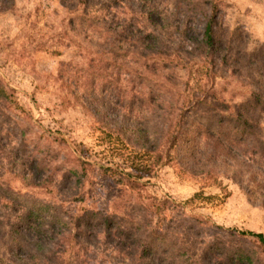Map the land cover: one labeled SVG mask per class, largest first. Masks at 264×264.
Instances as JSON below:
<instances>
[{
  "label": "rangeland",
  "instance_id": "374dc122",
  "mask_svg": "<svg viewBox=\"0 0 264 264\" xmlns=\"http://www.w3.org/2000/svg\"><path fill=\"white\" fill-rule=\"evenodd\" d=\"M216 3L214 31L232 55L199 75V89L183 66L201 63L188 42L164 38L163 52L179 59H146L140 48L115 37L114 23H101L106 11L97 0L86 10L76 0H0V184L55 201L68 213L100 209L137 218L144 231L191 245L196 258L207 243L221 239L264 264L259 242L231 229L264 235V106L254 112L252 134L229 154L219 152L216 136L206 133L181 139L158 164L149 152L203 89L207 104L230 108L255 89L248 74L257 77L264 59H247L264 52V0ZM174 5L157 2L170 17L178 11ZM202 22L191 19L189 25L197 31ZM234 50L241 52L236 62ZM139 75L159 86L150 89ZM152 93L166 99L168 110L154 108ZM224 108L219 105L218 112ZM186 117L195 120L192 111ZM145 138L151 147L143 145ZM79 153L90 163L80 180L65 178ZM36 162L43 166L35 168ZM29 175L42 184H28ZM5 244L2 237L0 264L8 263ZM77 258L82 264H126L99 243L79 250Z\"/></svg>",
  "mask_w": 264,
  "mask_h": 264
},
{
  "label": "trees",
  "instance_id": "16d2710c",
  "mask_svg": "<svg viewBox=\"0 0 264 264\" xmlns=\"http://www.w3.org/2000/svg\"><path fill=\"white\" fill-rule=\"evenodd\" d=\"M91 1L76 0V4L86 10ZM158 1L163 0H97L100 10L106 11L100 21L105 24L114 23L112 33L115 37L121 38L123 42H131L134 48L144 51V54L139 51L140 55L151 61L158 58L163 62L179 59L175 53L171 54L173 56L171 57L163 52L164 38L172 40L173 36H177V45L188 42L191 46L190 53H196L201 63H193L189 60L184 61L183 66H189L188 75L191 76L194 86L201 89L199 75L206 73L215 61L224 64L232 55L230 45L214 31L218 25L216 0H172L175 4L174 8L178 9L172 17L157 7ZM197 18L203 19V22L202 28L195 31L189 25V21ZM240 53L234 50V62L241 57ZM251 53L248 57H253V60L248 58V63L264 59L262 50ZM145 67H149L147 62ZM203 67H207L206 71ZM256 72L257 77L248 74L255 89L249 93L246 101L232 108L223 102L207 104L208 96L204 92L205 89L202 98L194 95L195 104L180 108L176 122H168L172 126L169 131H165L164 138H159L149 149V152L153 153L154 163L158 164L163 157L170 158V151L177 150L176 146L181 139L187 140L189 135L198 136L201 133L216 136L214 146L222 154H229L235 150L233 146L250 136L257 127L254 112L258 107L264 106V63L257 67ZM139 78L143 79L150 89L159 86L157 83H152L145 75H139ZM145 82L142 83L146 85ZM156 90L158 89L152 91ZM151 100L155 103V109L168 110L165 105L166 99L152 93ZM221 104L226 109H220L222 111L218 112L217 107ZM196 105L202 106V109ZM185 107L189 108H186V112V109H183ZM188 111H192L195 120L187 122ZM126 129L127 127L121 126L120 131L123 130L127 134ZM59 140L67 143L63 137ZM148 141V138L143 139L145 147ZM147 146L151 147V144ZM74 161L75 166L68 167L63 175L65 178L73 175L76 180H80L90 161L85 154L80 153ZM42 166L40 162L34 164L35 168ZM27 182L32 186L42 184L39 179L36 181V177L30 175ZM0 198L3 200L0 204V239L5 237L6 252L9 255L8 263L5 264H82L77 258L79 250L86 249L93 243L110 247L126 264H257L258 262L248 253L228 245L221 239L207 243L196 258L191 245L169 239L162 233L144 231L143 225L137 218L120 216L112 212L104 213L100 209L68 213L55 201L29 196L1 184ZM3 207L7 214L2 215ZM231 229L241 236L253 237L264 252L262 232ZM69 252H74L73 260L65 259Z\"/></svg>",
  "mask_w": 264,
  "mask_h": 264
}]
</instances>
